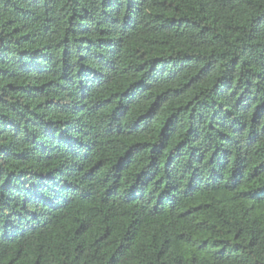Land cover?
<instances>
[{"label":"trees","instance_id":"16d2710c","mask_svg":"<svg viewBox=\"0 0 264 264\" xmlns=\"http://www.w3.org/2000/svg\"><path fill=\"white\" fill-rule=\"evenodd\" d=\"M0 264H264V0H0Z\"/></svg>","mask_w":264,"mask_h":264}]
</instances>
